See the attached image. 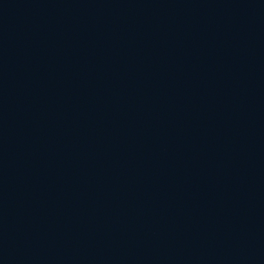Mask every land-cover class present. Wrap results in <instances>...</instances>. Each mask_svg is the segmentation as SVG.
Here are the masks:
<instances>
[{
	"label": "water",
	"instance_id": "water-1",
	"mask_svg": "<svg viewBox=\"0 0 264 264\" xmlns=\"http://www.w3.org/2000/svg\"><path fill=\"white\" fill-rule=\"evenodd\" d=\"M0 264H264V0H0Z\"/></svg>",
	"mask_w": 264,
	"mask_h": 264
}]
</instances>
